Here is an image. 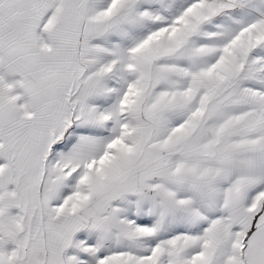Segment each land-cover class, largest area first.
Returning <instances> with one entry per match:
<instances>
[{
	"label": "snow or ice",
	"instance_id": "6c2138e0",
	"mask_svg": "<svg viewBox=\"0 0 264 264\" xmlns=\"http://www.w3.org/2000/svg\"><path fill=\"white\" fill-rule=\"evenodd\" d=\"M0 264H264V0H0Z\"/></svg>",
	"mask_w": 264,
	"mask_h": 264
}]
</instances>
